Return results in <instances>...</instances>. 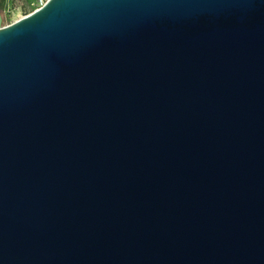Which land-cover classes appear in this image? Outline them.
<instances>
[{"label":"water","instance_id":"95a60500","mask_svg":"<svg viewBox=\"0 0 264 264\" xmlns=\"http://www.w3.org/2000/svg\"><path fill=\"white\" fill-rule=\"evenodd\" d=\"M0 264H264V0L0 18Z\"/></svg>","mask_w":264,"mask_h":264},{"label":"rangeland","instance_id":"374dc122","mask_svg":"<svg viewBox=\"0 0 264 264\" xmlns=\"http://www.w3.org/2000/svg\"><path fill=\"white\" fill-rule=\"evenodd\" d=\"M38 7L39 3H36V0H5V6L0 13L1 25H8L33 12Z\"/></svg>","mask_w":264,"mask_h":264},{"label":"built area","instance_id":"2783aa9c","mask_svg":"<svg viewBox=\"0 0 264 264\" xmlns=\"http://www.w3.org/2000/svg\"><path fill=\"white\" fill-rule=\"evenodd\" d=\"M19 1H27V0H19ZM47 0H36V3H39V7H41ZM38 7V8H39ZM37 8V9H38Z\"/></svg>","mask_w":264,"mask_h":264},{"label":"trees","instance_id":"16d2710c","mask_svg":"<svg viewBox=\"0 0 264 264\" xmlns=\"http://www.w3.org/2000/svg\"><path fill=\"white\" fill-rule=\"evenodd\" d=\"M5 6V0H0V13Z\"/></svg>","mask_w":264,"mask_h":264}]
</instances>
